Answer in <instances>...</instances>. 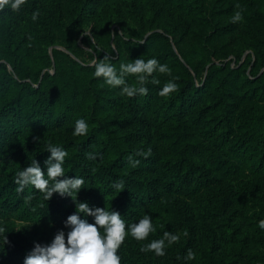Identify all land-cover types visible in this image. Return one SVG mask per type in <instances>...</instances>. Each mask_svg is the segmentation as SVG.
<instances>
[{
    "label": "rangeland",
    "instance_id": "1",
    "mask_svg": "<svg viewBox=\"0 0 264 264\" xmlns=\"http://www.w3.org/2000/svg\"><path fill=\"white\" fill-rule=\"evenodd\" d=\"M88 1L89 5L95 2ZM252 1L195 0L194 12L192 5L186 0H175L168 5L162 0H109L108 3L97 6L94 19L85 20L80 29L76 27L71 42L64 32L78 20L79 11L73 12L74 8L77 9V0H26L18 12L9 9L0 11V84L5 75L6 81H29L22 80L16 73L19 68L15 69V66L29 67L21 64L24 62V55L18 47L31 53L34 59L29 62L30 67L36 71L43 69V74L55 72L48 64H45L46 68L43 67L44 58L41 61V55L47 52L53 59V51H60L76 59L74 46L94 53L95 58H85L88 65L92 66V60L97 59L95 47H99L94 34L100 32L108 41V44L100 46V50L110 58L120 55L119 43L123 42L122 49L130 48V51L144 58H156L161 64H166L173 74L181 70L182 65L187 70L192 69L191 64L184 59L186 56L198 62L203 61L199 75L192 73L196 81L195 86L201 88L200 90L211 75L219 77L220 68L224 67L230 72H236L233 75L236 77V90L247 93L246 101L240 102L237 96L234 99L235 93L231 92L236 121L231 120L234 128L230 134H226L228 125L225 118L219 115V108L214 109L212 104L206 103V96L209 95L206 92L203 99L197 97L195 92L191 93L192 96L187 94L185 117L181 121L169 120L168 124H162L167 121L166 116L157 122L146 111L132 112V99L120 95V99H125V102L112 118L124 121L122 136H132V142H126L125 151L129 154L135 153L131 156H135L139 161L136 166L129 162L124 173L119 172L134 182L128 204L134 207L140 198L147 196L148 188L155 187L160 181L165 187L168 178L163 177L164 173L167 175L170 171L173 175L177 166L179 168L183 165L184 171L181 172H194L207 183L205 186L198 185L192 191L184 189L185 195L174 191L167 195L160 203L162 206L155 210H148L147 205L143 206L142 216L132 221L125 220L126 217L121 214L126 225L138 223L146 214L151 215L156 229L145 241H136L129 234L118 250L122 258L121 264H233L235 254L244 255L240 264H264V230L258 227L259 222L264 220V172L254 176L248 167L239 163V156L248 152L245 150L246 139L252 134L250 129L242 125L249 122L248 118L252 114H260L263 110V105L258 108L250 107L252 91L259 87L250 81L255 79L253 68L257 66L254 69V73H258L257 78L264 74V39H261L245 16L248 15L245 4ZM238 10L243 14V21L234 24L231 17ZM36 11H39L40 15L38 20L33 22L31 16ZM84 32L90 33L89 36H85ZM84 39H89L93 47H89V43ZM152 39H156L155 45H148ZM6 40L11 44L10 49L4 43ZM13 41L17 43L14 47ZM183 44L188 47L183 48ZM176 58L179 60V66L176 64ZM204 67L205 71H202ZM27 75L24 74L25 77ZM2 90L0 87V91ZM258 91L260 93L261 88ZM12 98V92L1 95L0 107ZM138 98L143 103L147 100V96L139 95ZM216 99H219V96ZM137 107L142 108L143 104L137 102ZM164 111L162 110V113ZM239 111L243 113L241 119L238 117ZM83 119L88 123L90 132V117ZM74 126L75 124L61 123L48 130L49 132L25 133L21 141L10 144L9 147L11 150L16 148L17 151L27 148L35 151L40 145L51 141L55 145L69 139L80 142L82 136L72 135ZM260 131V134L255 136L256 143H264V129ZM138 133L147 137L138 139ZM112 138L113 136H104L91 147L85 146L84 152L89 177L94 180L93 208H107L109 211L111 206H96V203L97 199L105 203L118 200L122 193L107 194L110 185L105 174L106 167L111 165L116 157L107 146ZM188 145L194 148L188 149ZM152 147L158 154L151 150V155L146 159L136 156V153L147 152ZM257 153L259 159H264V144L258 148ZM89 154L95 155L96 159H89ZM70 156L74 157V154ZM183 159L186 161H182ZM64 169L65 174L69 172V168ZM81 195H85L82 190L79 196L82 197ZM114 206L117 207V204ZM51 212L52 210L39 204L35 209L16 213L4 222L16 233L27 234L42 245L50 244L53 231L57 228L55 217L50 216ZM166 231L179 234L180 240L166 247L165 256L157 257L153 252L140 251L142 246L152 240L163 238ZM185 232L187 235H184ZM189 249L195 253V259L186 262L184 257Z\"/></svg>",
    "mask_w": 264,
    "mask_h": 264
},
{
    "label": "trees",
    "instance_id": "2",
    "mask_svg": "<svg viewBox=\"0 0 264 264\" xmlns=\"http://www.w3.org/2000/svg\"><path fill=\"white\" fill-rule=\"evenodd\" d=\"M108 1L109 0H95L94 3L89 5L90 1L88 0H77V9L74 8L73 12L79 11L78 20L74 22L73 27H68L64 32L69 36V42H71V38H74L76 27L80 29L85 23V20L94 19L95 15H97V6L106 4ZM174 1L175 0H162V2L167 5L169 3H174ZM186 1H189L192 5V9L196 12L193 3L195 0ZM245 5L248 14H245L247 20L263 40L264 0H253L250 4ZM94 37L99 43V47H95L94 51L97 53V60L100 61L107 56L100 50V46L108 44V41L100 32H96ZM84 40L89 43V47H93L89 39ZM155 42L156 39L149 40L148 45L149 43L150 45H155ZM4 43L9 49L11 48L9 40H6ZM12 43V47L17 45L14 41ZM123 44V42L119 43V48L121 50L119 56L115 58L109 57L118 72L120 64L122 63L127 64L138 58H142L146 61L151 59L150 56L144 58V56L142 57L141 55L133 53V51H130L132 50L130 48L126 50L122 49ZM186 46V44H183V48ZM143 48L146 49V47ZM18 50L24 55V62L21 64L28 65L29 67L15 66V69L19 68L16 70V73L22 80L29 81L18 83L15 81L10 82L5 80V75L0 84V87L3 88V90L0 91V96L4 95V93H13V98L0 107V228L5 229L4 233L0 235H7L9 241L5 247L0 243V264H24L25 257L34 248L35 243H37L27 234L16 233L6 225L4 221L8 220L12 215L16 213L20 214V212H29L35 209L39 204H42L44 208L52 210L50 216L55 217V224L57 226L53 231V240L58 231H68V229L64 227L65 222L67 218L76 211V203L70 197H61L59 194H54L53 198L47 201L44 198V194L32 186L26 187L23 193L16 192V188L18 187V185L14 183L16 173L28 167L32 160L36 159L46 175L45 161L51 155L47 152V145L49 143L40 145V148H37L35 151H32L30 148L18 151L15 150L16 148L11 150L9 145L21 141L25 133L33 132L34 134H38L41 131L49 132L48 130L56 127L58 124H75V121L78 119L90 117V126L92 129L90 132L88 131L87 135L82 136L80 142L76 139H69L63 141L59 145H55L53 141L50 143L62 147L67 151L68 155L65 159L64 168H69V172L65 175L68 177L70 173L69 178L78 176L85 180V184L83 185L84 188L82 189L85 195H81L82 197H80L79 193L77 199L81 203H88L92 208L95 206V201L92 197L95 195L92 192L94 180L89 177V167L84 158L85 146L91 147L104 136H113L107 144L110 149L109 151L116 155L115 161L111 165L108 164L106 167L107 170L105 174L108 179L107 182L110 185L107 194L118 193L111 187L117 180L124 182L125 190L121 193L120 199L115 201L105 203L97 199L96 206L99 204H101L100 206H102V204L108 207L111 206L112 210L118 212L120 215H124L127 221H132L142 216L144 212L141 209L145 205L148 206V210H155L162 206L160 205L161 201L166 199L167 195L172 194L174 191H177L175 193L180 195H185L184 189H190L192 191L195 190L198 185L205 186L207 184L205 183L206 180L197 177L194 172H181L184 171L183 165L179 168L177 166L176 173L173 174L174 177H172L173 175L170 171L167 172V175L164 173L163 177L166 176L168 178L165 187L160 181L155 187L148 188L149 191L147 192V196L140 198V201L138 200L139 203L137 202L134 207L128 204L131 192L134 188V182L124 175L122 176L119 172L124 173V169L129 163V157L135 153L129 154L125 151L127 143L132 142V136H122L123 129L125 128L124 121L112 118L113 114L125 102V99H120V89L110 87L103 82V78H96L94 76V66L88 65L85 59L87 56L95 58L93 52H86L84 49L74 46L73 51L75 53L74 55L77 57L76 59H72L69 55L60 51H53L54 56L52 59L46 52L44 55H41V61L42 58H44L42 61L43 67H45V64H48V67H51L55 73L49 74L47 72L43 74V69L36 71L30 67L29 62L34 59L30 52L20 47H18ZM79 53L83 56H80ZM167 57L170 56L167 55ZM184 59L191 64L190 67L192 69L187 70L182 65V71L177 70L173 74L170 73L158 76L154 73L153 75L159 79L160 84L154 85L152 83H147L145 85V87L148 88V94L146 95L147 100L145 103L138 98L139 95L131 98L132 112L137 113L140 110L146 111L150 116H153L157 122H159L158 119L166 116L167 121L162 122V124H168L169 120L173 119L181 121L185 117V98L187 94L190 95L195 92L197 97L203 99L206 93H208L209 95L206 96V103L212 104V108L214 109L219 108V115L225 118L228 125L226 134H230V131L234 128V124L231 120L236 121V117L233 114L235 105L232 103L233 94L231 95V92L235 93V96H233L234 99L237 96L240 102L246 101L245 99L247 96V93L236 90L237 87L235 88L234 83H236V77H233V75L236 72H230L229 69L224 67L220 68L219 77L211 75L204 88L200 90L201 88L195 86L196 81L192 73L195 72L197 76L199 75L203 61L198 62L186 56ZM190 60H192V62ZM175 61L179 66V60L176 58ZM258 62L259 59L256 64H258ZM256 67L257 66L253 68V76L255 79L250 81L259 87H257L255 91H252L250 97L252 104L250 107L258 108L260 105H263V110L260 114H252L248 118L249 122L242 125L250 129L252 134L246 139L247 148L245 150H248V152L242 153V155L239 156V158H241L239 163L248 167L249 171H251L254 176L262 175L264 172V159L263 157L259 159L257 153L258 148L262 147L264 143L262 141L256 143L255 141V136L260 134L261 129H264V74L257 78L258 73H254ZM202 71H205V67ZM178 72H180V74H178ZM25 73L28 74L27 77L24 76ZM173 79L178 85L177 90L168 97H161L159 95L160 89L165 83ZM126 80L129 84L136 83L135 77L133 76H127ZM149 80H151V78H149ZM259 88H261L260 93L258 91ZM218 96L219 99H216ZM137 102L140 105L143 104V107H137ZM167 104L168 107H166ZM162 110L165 111L162 113ZM158 111H160V113H158ZM242 116L243 113L239 111V119H241ZM179 129L180 128H176V130ZM136 136H139L138 139L147 137V135L143 133H138ZM191 148H194V146L188 145V149ZM198 148L201 147L198 146ZM151 150L154 154H158L155 148L152 147ZM72 154H74V157L70 156ZM131 157L136 160L135 156ZM182 161L186 160L183 159ZM142 165L145 166L144 163H142ZM59 179L64 178L61 177ZM194 184L197 185L193 187ZM142 186H144V184ZM161 188H163L164 191H162ZM115 203L117 207L114 206ZM81 218L84 217L82 216ZM87 219L89 223H93L92 217H88ZM234 256L233 264H240V260H244L243 254H235Z\"/></svg>",
    "mask_w": 264,
    "mask_h": 264
},
{
    "label": "clouds",
    "instance_id": "3",
    "mask_svg": "<svg viewBox=\"0 0 264 264\" xmlns=\"http://www.w3.org/2000/svg\"><path fill=\"white\" fill-rule=\"evenodd\" d=\"M25 2L26 0H0V11L9 9L12 12H18L23 8ZM39 15V11L33 12L32 21L36 22ZM242 21V12L235 11L231 22L235 24ZM89 34L84 32L85 36H89ZM93 43H96L94 38ZM91 65L95 68L94 76L96 78H103L105 84L119 88L120 95L128 98H134L137 95L146 96L148 94V88L145 87L147 83L160 84L159 79L153 75L154 73L170 74L168 66L161 64L156 58L147 61L138 58L127 64L122 63L119 72L107 56L100 61L92 60ZM127 76H134L136 83L129 84L126 80ZM177 88L178 85L174 79L169 80L160 89L159 95L168 97ZM88 129V123L84 119H78L75 122L72 135L85 136ZM47 152L51 155L45 161L46 175L42 171L40 163L36 159L32 160L28 167L16 173L14 178V183L18 185L16 192L23 193L26 187L32 186L43 193L47 201L51 200L54 194L70 197L76 203V211L65 222L64 227L68 231H58L50 244L35 243L34 248L25 257L24 264H121L122 258L118 254V250L129 234L136 241H145L150 233L156 231L151 215L146 214L138 223L126 225L121 215L112 209L109 211L107 208H92L86 202H79L77 197L84 188L85 180L78 176L69 178L65 175L64 163L68 155L67 151L49 143ZM136 155L146 159L151 155V149L147 152H138ZM88 158L95 160L96 156L89 154ZM129 162L132 166L139 164V161L134 160L131 156ZM61 177L64 179H59ZM111 187L119 193L125 190L124 182L120 180L113 183ZM82 216L84 218H81ZM88 217L93 218V223L88 222ZM258 227L264 230V220L259 222ZM4 231V228H0V234H3ZM184 235H187V232ZM179 240V234L166 231L163 233V238L152 240L142 246L140 251L143 253L153 252L155 256L163 257L166 255V247L178 243ZM0 243L4 247L9 243L7 235H0ZM194 259L195 253L189 249L184 260L187 262Z\"/></svg>",
    "mask_w": 264,
    "mask_h": 264
}]
</instances>
